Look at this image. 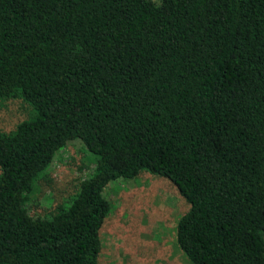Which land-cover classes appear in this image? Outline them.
Instances as JSON below:
<instances>
[{"label":"trees","instance_id":"1","mask_svg":"<svg viewBox=\"0 0 264 264\" xmlns=\"http://www.w3.org/2000/svg\"><path fill=\"white\" fill-rule=\"evenodd\" d=\"M0 264H98L104 188L141 171L189 208L191 264H264V0H0ZM95 157L68 202H25L70 140Z\"/></svg>","mask_w":264,"mask_h":264},{"label":"rangeland","instance_id":"2","mask_svg":"<svg viewBox=\"0 0 264 264\" xmlns=\"http://www.w3.org/2000/svg\"><path fill=\"white\" fill-rule=\"evenodd\" d=\"M32 114L22 98L0 99V132L13 130ZM95 168V157L83 143L68 141L36 181L26 212L33 218L51 214ZM103 195L111 209L99 229L98 264H191L176 242L177 221L189 205L173 182L141 171L132 179L112 181Z\"/></svg>","mask_w":264,"mask_h":264}]
</instances>
